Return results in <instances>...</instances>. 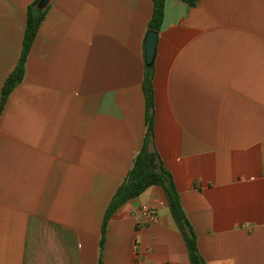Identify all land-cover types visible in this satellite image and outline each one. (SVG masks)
<instances>
[{
  "label": "crops",
  "instance_id": "0c3cea01",
  "mask_svg": "<svg viewBox=\"0 0 264 264\" xmlns=\"http://www.w3.org/2000/svg\"><path fill=\"white\" fill-rule=\"evenodd\" d=\"M0 0V89L26 8ZM0 115V264H191L163 187L101 225L145 135L151 0H50ZM154 135L206 264H264V0H165ZM157 218L142 222L139 208Z\"/></svg>",
  "mask_w": 264,
  "mask_h": 264
},
{
  "label": "trees",
  "instance_id": "16d2710c",
  "mask_svg": "<svg viewBox=\"0 0 264 264\" xmlns=\"http://www.w3.org/2000/svg\"><path fill=\"white\" fill-rule=\"evenodd\" d=\"M153 4L152 14L148 21V29L159 31L164 14L165 0H151ZM189 6H194L197 0H183ZM48 9L41 5V0H33L26 8V20L21 42L20 55L14 68L7 74L0 89V115L6 101L23 79L25 74V62L36 37L39 25ZM154 64L144 61L142 89L145 97V135L140 150L135 154L132 165L124 180L117 187L114 195L108 203L103 215L101 225V245L104 242L107 222L113 213L127 200L138 196L151 185L163 187L167 205L173 216L179 231L186 244L191 264H206L199 252L196 235L187 219L181 204L180 194L176 188L172 173L163 165L156 150L149 149V143L154 135V89H153Z\"/></svg>",
  "mask_w": 264,
  "mask_h": 264
},
{
  "label": "water",
  "instance_id": "95a60500",
  "mask_svg": "<svg viewBox=\"0 0 264 264\" xmlns=\"http://www.w3.org/2000/svg\"><path fill=\"white\" fill-rule=\"evenodd\" d=\"M50 0H41L42 6H47ZM158 32L148 29L144 39V60L146 63H151L154 59Z\"/></svg>",
  "mask_w": 264,
  "mask_h": 264
},
{
  "label": "built area",
  "instance_id": "2783aa9c",
  "mask_svg": "<svg viewBox=\"0 0 264 264\" xmlns=\"http://www.w3.org/2000/svg\"><path fill=\"white\" fill-rule=\"evenodd\" d=\"M142 222H148L157 218V209L153 205L142 204L139 208Z\"/></svg>",
  "mask_w": 264,
  "mask_h": 264
}]
</instances>
